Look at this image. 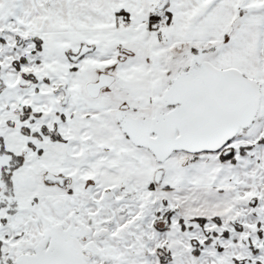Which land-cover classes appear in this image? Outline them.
Instances as JSON below:
<instances>
[{
  "label": "snow or ice",
  "instance_id": "snow-or-ice-1",
  "mask_svg": "<svg viewBox=\"0 0 264 264\" xmlns=\"http://www.w3.org/2000/svg\"><path fill=\"white\" fill-rule=\"evenodd\" d=\"M0 264H264V0H0Z\"/></svg>",
  "mask_w": 264,
  "mask_h": 264
}]
</instances>
